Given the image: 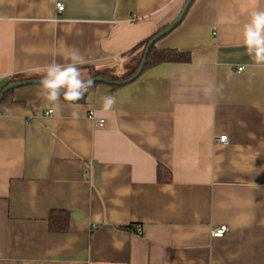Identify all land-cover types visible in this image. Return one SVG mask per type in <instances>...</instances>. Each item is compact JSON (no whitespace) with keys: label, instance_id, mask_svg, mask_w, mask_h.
<instances>
[{"label":"crops","instance_id":"0c3cea01","mask_svg":"<svg viewBox=\"0 0 264 264\" xmlns=\"http://www.w3.org/2000/svg\"><path fill=\"white\" fill-rule=\"evenodd\" d=\"M185 1L0 0V90L41 79L72 48L85 79L127 75ZM253 8L264 0H194L155 44L189 62L97 81L79 101L13 89L0 107V264H264V65L241 36ZM106 95L117 101L107 113ZM57 209L65 232L49 228ZM220 225L229 230L213 236Z\"/></svg>","mask_w":264,"mask_h":264},{"label":"clouds","instance_id":"9594fccd","mask_svg":"<svg viewBox=\"0 0 264 264\" xmlns=\"http://www.w3.org/2000/svg\"><path fill=\"white\" fill-rule=\"evenodd\" d=\"M229 17H218V23H233ZM242 46L246 54L257 65H264V9L253 8L248 13V20L241 28ZM63 63L53 60L43 69L39 80L38 95L47 103L56 105L60 98L65 101L76 102L81 100L85 93L93 87L92 79H85L80 66L87 63L86 57L79 49L72 48L63 54ZM230 78L231 73H228ZM214 89H204L206 96H211ZM116 98L112 95L102 97V111L107 113L113 110ZM73 115H77L73 113ZM103 125L104 121H99Z\"/></svg>","mask_w":264,"mask_h":264},{"label":"trees","instance_id":"16d2710c","mask_svg":"<svg viewBox=\"0 0 264 264\" xmlns=\"http://www.w3.org/2000/svg\"><path fill=\"white\" fill-rule=\"evenodd\" d=\"M168 26H169V24L162 27L159 31H157L151 37H149L148 39L143 41V43L141 44V46L143 48L141 59L139 60L137 66L131 71V73L124 75V76H119L116 74H108V73L101 72V71H93L90 73V75L88 76L87 79H89V78L92 79L94 77L101 76L105 80L113 83V85L115 87L122 85L123 83L118 84V82L127 79L128 77H130L135 72V70L138 68V66H139V64H140V62H141V60L145 54L146 47H147L148 43L150 42V40L155 35H157L161 31L165 30ZM155 44H156V42L151 46V48L147 54L146 63H145V66H144L142 73L144 71L154 67V66H157V65L165 63V62H189L191 60V52L188 50H179L176 48H157ZM20 80H23V79L13 78L6 85H8L11 82H16V81H20ZM96 83L97 82H94V85ZM1 91H2V89L0 90V93H1ZM12 91H13V89H10L4 93V95L1 99V102H0V107L11 100L10 96H11ZM158 174H159V177L161 175V178H160L161 180H164V179L167 181L171 180V172L169 169H166L165 167L159 166L158 167ZM69 221H70V216L66 210H63V209L53 210L50 214V217H49V228L53 232H65L69 228Z\"/></svg>","mask_w":264,"mask_h":264},{"label":"water","instance_id":"95a60500","mask_svg":"<svg viewBox=\"0 0 264 264\" xmlns=\"http://www.w3.org/2000/svg\"><path fill=\"white\" fill-rule=\"evenodd\" d=\"M194 0H186L180 13L178 14V16L169 24V26L161 31L160 33H158L157 35H155L151 40L150 42L148 43L147 47H146V50H145V54L138 66V68L135 70V72L130 76L128 77L127 79L123 80V81H120L118 82L119 83H127V82H130L132 80H134L136 77H138L141 72L143 71L144 69V66H145V63H146V58H147V54L151 48V46L156 42L157 39H159L160 37L166 35L167 33H169L183 18V16L185 15L186 11L188 10L189 6L191 5V3L193 2ZM40 79H29V80H20V81H16V82H11L9 83L8 85H6L1 93H0V102H1V99L4 95V93L10 89H14L16 87H19V86H23V85H28V84H38ZM92 80L94 82H97V81H103L104 78L101 77V76H98V77H94L92 78ZM86 96V93L84 95V97ZM83 97V98H84ZM82 98V99H83Z\"/></svg>","mask_w":264,"mask_h":264},{"label":"built area","instance_id":"2783aa9c","mask_svg":"<svg viewBox=\"0 0 264 264\" xmlns=\"http://www.w3.org/2000/svg\"><path fill=\"white\" fill-rule=\"evenodd\" d=\"M56 7H57V10H59V11H63L64 8H65V6H64V4H63L62 2H57V3H56ZM239 69H242V68L240 67ZM52 112H53V110H48V111H47V114H51ZM89 116H90L91 118H93V117H94V112L91 111L90 114H89ZM100 120H101V119H99V121H100ZM99 121H98L97 124H98L100 127H103V126L105 125V120L103 119V121H104L103 125H101V124L99 123ZM228 140H229V138H228V135H226V134H224V135H220V136L217 137V141H219V142H221V143H227ZM228 230H229V227H228L227 225H220V226H218V227L213 228V229L211 230V233H212L213 236H222V235H224ZM136 231H137V233L140 234V233L142 232V228H141L140 226H137V227H136Z\"/></svg>","mask_w":264,"mask_h":264}]
</instances>
